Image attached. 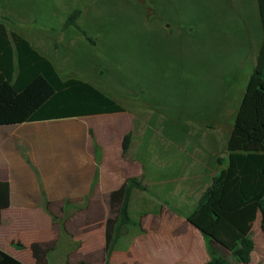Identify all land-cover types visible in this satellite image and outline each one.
Segmentation results:
<instances>
[{"label":"rangeland","instance_id":"obj_1","mask_svg":"<svg viewBox=\"0 0 264 264\" xmlns=\"http://www.w3.org/2000/svg\"><path fill=\"white\" fill-rule=\"evenodd\" d=\"M256 5L0 0V20L50 56L62 77L85 79L125 105L134 117L123 156L141 168L137 178L147 189L160 178L184 184L190 176L187 204L170 185L162 189L164 203L188 211L222 167L218 158H227L226 141L258 51L253 40L249 45ZM74 8L86 35L75 26L63 28ZM218 253L225 255L221 247Z\"/></svg>","mask_w":264,"mask_h":264},{"label":"crops","instance_id":"obj_2","mask_svg":"<svg viewBox=\"0 0 264 264\" xmlns=\"http://www.w3.org/2000/svg\"><path fill=\"white\" fill-rule=\"evenodd\" d=\"M256 12L249 45L253 40L259 51L263 31L257 5ZM119 102L125 111L0 126V182L9 186V205L1 212V250L24 264H107L109 193L127 177L141 174V168L122 153V140L133 129L134 115ZM190 178L184 184L160 178L146 190L133 188L129 211L140 230L117 240L108 264H205L209 260L207 241L186 219L201 194L188 211H174L162 197V189L170 185L181 204L189 203ZM152 186L155 194L150 193ZM251 235L255 247L247 264H264L259 216ZM212 243L214 252L229 264H243L226 249L222 248L225 255L219 254L221 246Z\"/></svg>","mask_w":264,"mask_h":264},{"label":"trees","instance_id":"obj_3","mask_svg":"<svg viewBox=\"0 0 264 264\" xmlns=\"http://www.w3.org/2000/svg\"><path fill=\"white\" fill-rule=\"evenodd\" d=\"M257 6L263 38L226 141V161L218 158L222 167L186 214L209 246L210 258L205 264H229L214 252L212 241L224 247L236 262L249 263L255 247L251 230L258 216L264 237V0H257ZM79 15L80 9L74 8L63 21V28L75 26L85 34L77 26ZM87 39L93 41L89 36ZM123 111L115 98L91 82L62 77L51 59L0 20V126ZM131 140V132L124 135L123 155ZM133 188L147 189L140 179L130 176L109 193L107 264L117 240L140 230L129 211ZM8 205V183L0 182V222L1 212ZM0 264L24 263L0 249Z\"/></svg>","mask_w":264,"mask_h":264},{"label":"water","instance_id":"obj_4","mask_svg":"<svg viewBox=\"0 0 264 264\" xmlns=\"http://www.w3.org/2000/svg\"><path fill=\"white\" fill-rule=\"evenodd\" d=\"M218 244V243H217ZM219 246H221L220 244H218ZM221 248L225 249L224 247L221 246Z\"/></svg>","mask_w":264,"mask_h":264}]
</instances>
